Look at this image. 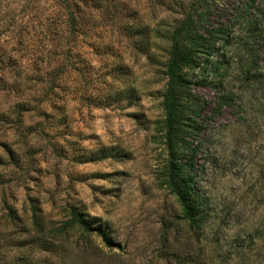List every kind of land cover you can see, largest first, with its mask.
<instances>
[{"label": "rangeland", "instance_id": "rangeland-1", "mask_svg": "<svg viewBox=\"0 0 264 264\" xmlns=\"http://www.w3.org/2000/svg\"><path fill=\"white\" fill-rule=\"evenodd\" d=\"M191 1L109 0L117 15H144L149 52L136 46L125 16L102 22L94 8L87 32L66 40L77 49L53 53L64 15L58 0H0V264H264V0L194 6L218 40L207 67L204 59L185 70L203 124L196 187L208 215L199 232L166 183L168 44L156 35L183 19ZM9 56L15 65L1 63ZM61 62L68 76L46 95ZM123 88L136 89L138 100L118 97ZM17 102L27 104L22 114ZM34 203L52 229L76 206L112 243L77 229L61 245L55 231L46 233L55 244L38 240Z\"/></svg>", "mask_w": 264, "mask_h": 264}, {"label": "trees", "instance_id": "trees-1", "mask_svg": "<svg viewBox=\"0 0 264 264\" xmlns=\"http://www.w3.org/2000/svg\"><path fill=\"white\" fill-rule=\"evenodd\" d=\"M104 1L58 0V4L64 9V15L56 23L53 31L55 35L57 34L56 39L58 42L60 40V42H54L47 52L70 53L75 51L77 47L70 43L66 44V40L70 41L72 36L78 37V35H83V33L87 32L86 25L95 18V9L102 11L100 16L102 22H115L118 21V17L125 16L128 19L125 28L132 30L133 36L136 38V46L140 48V51L149 52L151 46L146 33L150 30V24H146L144 15L141 17L136 9L130 10V14L122 12L117 15L115 10L112 9V3L106 0L105 4ZM197 1H191L192 9L186 12L183 19L176 20L175 26L173 25L172 28L163 32L162 35H159V32L156 35L168 44L166 50L168 54L164 69L167 84L163 99L165 115L162 127L168 152L165 163L166 183L171 192L176 195L188 227L195 232H199L202 229L208 215L203 197H201V193L196 187L197 156L201 151L202 141L195 137L201 135L203 124L197 118L201 102H198V99L192 96L191 92H188L192 80L188 79L185 70L199 68L204 59H206L204 66L207 67L206 64L210 63V57L218 43V40L215 39L217 32L214 29L202 27L204 12L200 13L199 10L196 11L194 9ZM63 40L64 42H62ZM13 61V56H9L6 60L2 59L1 63L6 62L8 66H12L15 65ZM62 63L51 70L54 74L49 73L51 76L47 80L46 95L55 90L67 78L68 68L66 69V67L68 66H63ZM56 69L57 71L54 72ZM31 75L29 72L25 73L24 80L26 81L30 78L29 81H32ZM118 75H120V72H118ZM118 79L122 86L128 87L123 78L118 76ZM120 96L127 99V102L135 103L138 100L136 89L123 88L118 92V97ZM219 99H223L220 101L221 106L227 103L225 101L226 96H221ZM26 105L25 102H17L14 105V110L22 114L23 110L27 108ZM3 163L4 160L0 154V164ZM10 209L12 223L26 232V228L22 227V217L14 212L12 208ZM31 224L32 226L34 225L33 230L38 240L48 244L52 243V241H50L46 233H51V231L59 232L60 235L56 234L55 238L58 240V245H61L64 241L63 237L67 239L68 232L74 229L88 234V240L95 233L99 234L108 244L112 243L108 229L101 224L97 225L95 222L88 220L76 206L71 207L68 212V218L62 221L60 226H53L58 228L52 229L46 220L42 208L34 203L32 205ZM55 243L53 241L52 244ZM20 247H25V243L21 244Z\"/></svg>", "mask_w": 264, "mask_h": 264}]
</instances>
